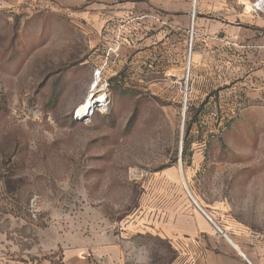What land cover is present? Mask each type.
Returning <instances> with one entry per match:
<instances>
[{"label": "rangeland", "instance_id": "obj_1", "mask_svg": "<svg viewBox=\"0 0 264 264\" xmlns=\"http://www.w3.org/2000/svg\"><path fill=\"white\" fill-rule=\"evenodd\" d=\"M154 6L0 0V264H176L192 196L240 243L264 232V93L236 63L204 105L194 14Z\"/></svg>", "mask_w": 264, "mask_h": 264}, {"label": "crops", "instance_id": "obj_2", "mask_svg": "<svg viewBox=\"0 0 264 264\" xmlns=\"http://www.w3.org/2000/svg\"><path fill=\"white\" fill-rule=\"evenodd\" d=\"M149 1L152 7L147 13L151 15L156 10L154 1L161 2L162 11L167 15L176 12L191 22L194 14L191 60L196 70H204L195 73L194 80L209 78L216 81L215 85L209 84L212 90L206 94L204 105L220 91L235 88L236 63L242 66L245 84L264 93V11L253 7L256 0H180L177 6L172 0ZM188 46L187 41L183 43L186 49ZM193 199L200 210L192 216L180 214L164 227L163 238L169 244L172 239L179 242L175 246L178 249L176 264H264V232L244 233L240 243L224 232L198 200ZM100 253L114 263L119 260L121 252L118 246H106ZM69 260L74 264L87 263L85 256L77 253H73Z\"/></svg>", "mask_w": 264, "mask_h": 264}, {"label": "bare ground", "instance_id": "obj_3", "mask_svg": "<svg viewBox=\"0 0 264 264\" xmlns=\"http://www.w3.org/2000/svg\"><path fill=\"white\" fill-rule=\"evenodd\" d=\"M92 97H91V100L90 101H87L89 104L92 102ZM94 101V103H98V104H103V102L105 101V97L104 96H100V97H96L95 98V100H93ZM86 102V103H87ZM86 103L85 104H83L81 107H79V112H81V113H84L85 111H86ZM76 114H77V112H76ZM183 179H184V181L186 182V180H185V176L183 175ZM187 184V183H186ZM193 197V196H192ZM194 198V197H193ZM194 200V199H193Z\"/></svg>", "mask_w": 264, "mask_h": 264}, {"label": "built area", "instance_id": "obj_4", "mask_svg": "<svg viewBox=\"0 0 264 264\" xmlns=\"http://www.w3.org/2000/svg\"><path fill=\"white\" fill-rule=\"evenodd\" d=\"M253 7L256 9V10H259V11H264V0H256V1H254V3H253ZM198 207H199V205H198ZM200 208V207H199ZM207 215V217L212 221V218L208 215V214H206ZM220 231H221V229H220Z\"/></svg>", "mask_w": 264, "mask_h": 264}, {"label": "trees", "instance_id": "obj_5", "mask_svg": "<svg viewBox=\"0 0 264 264\" xmlns=\"http://www.w3.org/2000/svg\"><path fill=\"white\" fill-rule=\"evenodd\" d=\"M204 103H205V102H204ZM204 103H203V104H204ZM203 106H204V105H203Z\"/></svg>", "mask_w": 264, "mask_h": 264}]
</instances>
